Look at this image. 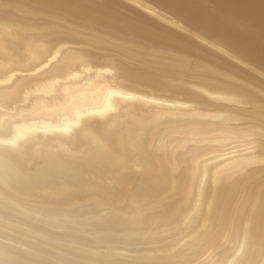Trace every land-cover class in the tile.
<instances>
[{
	"label": "bare ground",
	"instance_id": "6f19581e",
	"mask_svg": "<svg viewBox=\"0 0 264 264\" xmlns=\"http://www.w3.org/2000/svg\"><path fill=\"white\" fill-rule=\"evenodd\" d=\"M0 264H264V0H0Z\"/></svg>",
	"mask_w": 264,
	"mask_h": 264
},
{
	"label": "rangeland",
	"instance_id": "374dc122",
	"mask_svg": "<svg viewBox=\"0 0 264 264\" xmlns=\"http://www.w3.org/2000/svg\"><path fill=\"white\" fill-rule=\"evenodd\" d=\"M48 234H49V232L46 233V235H48ZM56 248H58L59 250H64L65 249L64 245H62V244L56 245Z\"/></svg>",
	"mask_w": 264,
	"mask_h": 264
}]
</instances>
